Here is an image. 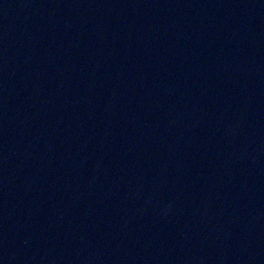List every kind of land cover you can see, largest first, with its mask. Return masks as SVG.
Returning a JSON list of instances; mask_svg holds the SVG:
<instances>
[{"label":"water","instance_id":"obj_1","mask_svg":"<svg viewBox=\"0 0 264 264\" xmlns=\"http://www.w3.org/2000/svg\"><path fill=\"white\" fill-rule=\"evenodd\" d=\"M0 264H264V0H0Z\"/></svg>","mask_w":264,"mask_h":264}]
</instances>
